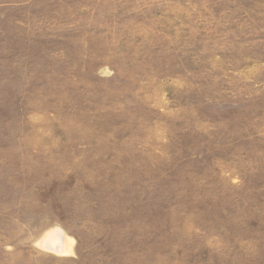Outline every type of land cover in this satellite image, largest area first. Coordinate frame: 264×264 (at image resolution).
Instances as JSON below:
<instances>
[{
	"label": "rangeland",
	"instance_id": "rangeland-1",
	"mask_svg": "<svg viewBox=\"0 0 264 264\" xmlns=\"http://www.w3.org/2000/svg\"><path fill=\"white\" fill-rule=\"evenodd\" d=\"M0 264H264V0H0Z\"/></svg>",
	"mask_w": 264,
	"mask_h": 264
},
{
	"label": "bare ground",
	"instance_id": "bare-ground-1",
	"mask_svg": "<svg viewBox=\"0 0 264 264\" xmlns=\"http://www.w3.org/2000/svg\"><path fill=\"white\" fill-rule=\"evenodd\" d=\"M58 232L59 231H57L56 233ZM60 233L61 232H59V234H52L51 237H49L48 240L45 242V245L54 250L62 252V235Z\"/></svg>",
	"mask_w": 264,
	"mask_h": 264
}]
</instances>
